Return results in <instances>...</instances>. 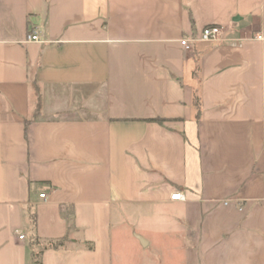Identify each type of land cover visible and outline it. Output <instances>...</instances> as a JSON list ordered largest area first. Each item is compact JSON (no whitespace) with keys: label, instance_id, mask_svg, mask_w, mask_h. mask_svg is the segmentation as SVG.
Instances as JSON below:
<instances>
[{"label":"crops","instance_id":"crops-1","mask_svg":"<svg viewBox=\"0 0 264 264\" xmlns=\"http://www.w3.org/2000/svg\"><path fill=\"white\" fill-rule=\"evenodd\" d=\"M155 216L264 264V0H0V264H139Z\"/></svg>","mask_w":264,"mask_h":264},{"label":"rangeland","instance_id":"rangeland-1","mask_svg":"<svg viewBox=\"0 0 264 264\" xmlns=\"http://www.w3.org/2000/svg\"><path fill=\"white\" fill-rule=\"evenodd\" d=\"M143 225H146V231H143ZM143 225H138V228L146 235L148 239L151 240V245L146 250V252H144V254L136 256L137 260H139V264H143L145 262L146 264H171L172 261H175V258H172L171 255L173 252V242H171L169 235H166L164 232H162V230H165V227L162 228L160 232L154 233V227L161 225L166 226L167 219L165 217H150L145 220V224L143 221ZM154 236H156V239Z\"/></svg>","mask_w":264,"mask_h":264},{"label":"built area","instance_id":"built-area-1","mask_svg":"<svg viewBox=\"0 0 264 264\" xmlns=\"http://www.w3.org/2000/svg\"><path fill=\"white\" fill-rule=\"evenodd\" d=\"M225 32L223 31V28L220 26H209L205 27L201 30L199 36L191 42H200V43H223V42H239L240 40H234V39H229L224 36ZM257 39H261V37H257ZM27 42H34L38 43L40 42L37 36V33H31L27 37ZM180 45L183 47H187L189 45V40L183 39L180 41ZM39 198H44V195L41 194L39 195ZM172 201H182L184 200V197L181 193H175L171 196ZM19 239H23V237L20 235Z\"/></svg>","mask_w":264,"mask_h":264},{"label":"trees","instance_id":"trees-1","mask_svg":"<svg viewBox=\"0 0 264 264\" xmlns=\"http://www.w3.org/2000/svg\"><path fill=\"white\" fill-rule=\"evenodd\" d=\"M38 113H36L37 115ZM154 121L158 122V123H161L162 120L161 119H155ZM32 122V120H27L25 121V125H27L28 123ZM32 222H33V225H34V217H32ZM36 240H34L35 242ZM65 239H62V240H57L55 242H50L48 243V245L45 247V249H58L60 247H62L65 243ZM37 243V242H36ZM38 259V260H37ZM33 264H40V261H39V253L35 254L34 256V263Z\"/></svg>","mask_w":264,"mask_h":264}]
</instances>
